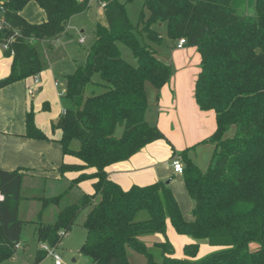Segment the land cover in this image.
<instances>
[{"label": "trees", "instance_id": "trees-1", "mask_svg": "<svg viewBox=\"0 0 264 264\" xmlns=\"http://www.w3.org/2000/svg\"><path fill=\"white\" fill-rule=\"evenodd\" d=\"M97 1L104 4V24H96L84 62L64 76V110L51 124L52 132H60L63 155L78 161L63 163L60 176L78 173L69 189L90 181L92 193L66 204L67 190L39 200L37 243L55 250L78 215L87 211L80 253L91 264H130L128 249L143 254L147 264H264V0H142L135 24L126 9L134 0ZM30 3L43 15L39 23L22 14ZM242 7L245 12L238 14ZM88 8L89 0H0V47L6 45L4 55L11 57L10 73L0 80V89L46 70L43 42L64 35L70 19ZM161 29L169 41L184 39V46L196 48L200 70L194 99L201 111L215 114L214 133L201 141L214 146L213 165L203 172L185 156L180 158L191 221L184 219L164 183L123 190L105 171L144 146L166 140L148 118L146 91L149 84L157 99L173 76L171 64L155 53L163 40ZM119 45L129 49L135 65L122 58ZM24 124L26 138L48 139L36 127L32 108ZM231 128L233 135L225 137ZM88 169L93 172L85 173ZM24 171L0 170V263L20 243ZM53 206L59 208L55 221L42 222L43 212ZM167 221L176 234L220 250L197 259L200 245L195 242L183 246L185 258L178 259L165 238L156 244L162 256L157 263L139 237H165ZM46 255L39 246L35 263Z\"/></svg>", "mask_w": 264, "mask_h": 264}, {"label": "crops", "instance_id": "crops-1", "mask_svg": "<svg viewBox=\"0 0 264 264\" xmlns=\"http://www.w3.org/2000/svg\"><path fill=\"white\" fill-rule=\"evenodd\" d=\"M32 5L34 3L28 4L22 14L30 23H39L43 15L38 7L34 8ZM32 11L35 12L34 15ZM72 18L64 35L53 41L43 42L48 67L38 75L40 80L38 86H33V79L28 78L0 89V170H25L21 183L22 201L19 214L22 203L28 205L38 202L40 206L34 220L19 218L23 223L37 222L41 199L53 198L67 190L68 194L63 198V203L66 204L70 202L65 200L71 193L75 192L77 199L83 194L92 193L90 181L69 189L70 182L78 173L60 176L59 168L63 163L77 164L78 161L71 156L63 155L58 142L60 132L51 130V124L64 110L61 101L65 85L64 76L71 73L61 74L56 71L53 64V49L56 42L68 37ZM177 44L178 41L168 42L166 44L168 53H162L163 51L159 49L161 44L155 47V53L173 67V76L159 90L157 99L155 92L151 97L148 95L150 107L148 118L154 122L166 140H158L144 146L129 159L114 163L106 167L105 171L108 179L123 190L132 186L142 187L168 181L166 186L176 199L184 219L191 221L189 208H192V202L184 188L182 176L173 172L171 160L175 156L179 159L185 156L199 168V162L203 161L202 151H207L210 153L209 168L213 162L215 149L211 144H201V141L214 133L216 121L214 112L201 111L194 99V85L200 70V56L196 48L183 46L179 49ZM10 66L11 57H6L0 47V80L9 75ZM58 77L63 78L59 80ZM30 108L34 112L36 127L48 137L47 140H33L24 136L25 114ZM200 148L202 150H198ZM92 172V169L85 171L88 174ZM63 180L66 182L65 189L61 184L56 185ZM179 185H182V190ZM54 208L57 209V216L59 208ZM45 212L46 210L41 217L42 222Z\"/></svg>", "mask_w": 264, "mask_h": 264}, {"label": "rangeland", "instance_id": "rangeland-1", "mask_svg": "<svg viewBox=\"0 0 264 264\" xmlns=\"http://www.w3.org/2000/svg\"><path fill=\"white\" fill-rule=\"evenodd\" d=\"M34 8L37 6L32 5ZM142 6V0H134L133 3L127 6L128 18L131 23L135 24L137 20L138 13ZM32 10V9H31ZM245 9L242 7L239 9L238 14H243ZM35 12L32 11V15ZM248 15L252 16L254 14L253 7L250 8L247 12ZM33 17V16H32ZM97 23L104 24V18L102 13L101 4L97 0H89V8L86 12L76 15L72 18L70 27L68 28V37L61 38L54 45V68L56 71H59L61 74L73 72L74 69L81 65L84 62V58L88 48L92 45L95 40V26ZM80 31H83L81 33ZM161 35L163 37L161 48L162 53H168V48H166V44L171 42L165 36V30L161 29ZM80 39H83L82 42H79ZM120 52L122 58L132 64L135 65L136 61L133 59L129 49L126 47L119 45ZM161 58V57H160ZM163 59V58H161ZM63 77H58L61 80ZM146 91L148 95L151 97L152 93L155 90L149 85H146ZM42 113H44L42 111ZM120 132V129H118ZM234 133L233 128H231L225 135V137H231ZM78 147V143H73V148L76 149ZM198 150H202L201 148ZM202 162H199V168L202 171H205L208 168V154L207 151H202ZM213 165H210V167ZM57 184H61L65 189L66 182L63 180ZM179 188L182 190V185H179ZM75 192L71 193L68 196L66 201H74L77 200L75 197ZM182 201V200H181ZM189 204V203H188ZM27 206V208H26ZM39 203L32 202L28 205L25 203L21 204L19 218L23 219H35L37 211L39 210ZM191 209V208H189ZM57 209L54 207H49L44 216V223H53L56 218ZM87 211L81 212L76 218L72 229L62 238L60 244L55 248V250L50 249L49 251H55L60 259V264H91L90 260L84 257L80 253V249L84 243L86 237V231L82 227V222L85 218ZM182 213V212H181ZM191 216V210H190ZM28 217V218H25ZM35 227L33 223H24L22 226L21 232V240H20V249L17 248L15 254L12 257L0 264H55V260L50 254H47L46 257L35 263V255L39 246L42 244L37 243ZM167 239V241L172 245V257L182 259L185 258L183 255L182 248L185 245L192 243H199V251L197 254V259H201L209 254L215 253L220 250L217 247L208 246L204 241H196L190 236H181L174 232L170 223L166 222V230L165 237L160 234H144L139 237L140 241L145 245L147 252L153 257L154 261L157 263H161L162 256L161 250L156 246L157 243L163 242ZM45 245V244H44ZM47 246V245H46ZM255 244L250 245V249H253ZM48 253V252H46ZM128 259L130 264H147V258L140 253L132 249L127 250Z\"/></svg>", "mask_w": 264, "mask_h": 264}, {"label": "built area", "instance_id": "built-area-1", "mask_svg": "<svg viewBox=\"0 0 264 264\" xmlns=\"http://www.w3.org/2000/svg\"><path fill=\"white\" fill-rule=\"evenodd\" d=\"M103 6H104V4H101V7H103ZM82 41H83V39H80V42H82ZM184 44H185L184 39H180L178 41L177 48H179V49L182 48L184 46ZM2 49L6 50L7 46L3 45ZM10 54L13 55V52H10ZM32 79H33V86H38L39 81H40L38 75L34 76ZM55 85H57V83H55ZM171 166H172L173 172L175 174H178V175L182 174L183 166H182L181 160L178 157L175 156L172 158ZM0 199H2L1 195H0ZM18 247H19V244L16 246V248H18ZM40 249L45 251V252H48L47 254H50L53 257V259L55 260V264H60V259H59L58 255L56 254L55 251H49L48 246H46L44 244H42L40 246Z\"/></svg>", "mask_w": 264, "mask_h": 264}, {"label": "water", "instance_id": "water-1", "mask_svg": "<svg viewBox=\"0 0 264 264\" xmlns=\"http://www.w3.org/2000/svg\"><path fill=\"white\" fill-rule=\"evenodd\" d=\"M165 185H168V181L164 183Z\"/></svg>", "mask_w": 264, "mask_h": 264}]
</instances>
